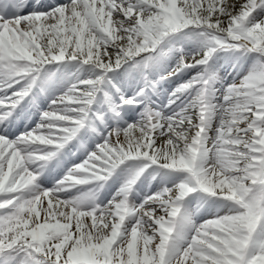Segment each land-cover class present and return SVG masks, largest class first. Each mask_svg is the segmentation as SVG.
Wrapping results in <instances>:
<instances>
[{"label":"snow or ice","instance_id":"obj_1","mask_svg":"<svg viewBox=\"0 0 264 264\" xmlns=\"http://www.w3.org/2000/svg\"><path fill=\"white\" fill-rule=\"evenodd\" d=\"M0 264H264V0H0Z\"/></svg>","mask_w":264,"mask_h":264},{"label":"rangeland","instance_id":"obj_2","mask_svg":"<svg viewBox=\"0 0 264 264\" xmlns=\"http://www.w3.org/2000/svg\"><path fill=\"white\" fill-rule=\"evenodd\" d=\"M54 2H55V1H52V3H54ZM121 138H122V137H121ZM157 143L159 144L160 141H158ZM57 178H59V177H57ZM46 186L51 187V183L46 184ZM73 194H75V193H73ZM62 198H63V197H62ZM45 203H46V201H45ZM211 215H212L211 213H210V214H204V215H203V218H204V219H209V218H211Z\"/></svg>","mask_w":264,"mask_h":264},{"label":"bare ground","instance_id":"obj_3","mask_svg":"<svg viewBox=\"0 0 264 264\" xmlns=\"http://www.w3.org/2000/svg\"><path fill=\"white\" fill-rule=\"evenodd\" d=\"M52 1H55V0H44L45 3H52ZM166 102V101H165ZM204 214H210V213H204ZM203 214V215H204Z\"/></svg>","mask_w":264,"mask_h":264}]
</instances>
